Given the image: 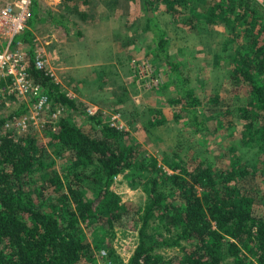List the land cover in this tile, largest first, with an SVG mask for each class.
Returning a JSON list of instances; mask_svg holds the SVG:
<instances>
[{
	"label": "trees",
	"instance_id": "16d2710c",
	"mask_svg": "<svg viewBox=\"0 0 264 264\" xmlns=\"http://www.w3.org/2000/svg\"><path fill=\"white\" fill-rule=\"evenodd\" d=\"M140 1L151 51L163 61L175 86L174 116L194 133L208 135L210 127L199 111L200 100L183 64L169 53L167 34L154 12L157 8L173 19H182L190 30L220 26L226 42L237 45L229 59L226 82L229 94L244 102L236 111L242 123L241 140L257 148L264 168V10L254 0H211L202 5H196L198 0ZM57 15L45 11L53 24L65 28V20ZM37 17V3L32 0L26 28L18 37L29 45L31 54V29ZM30 72L51 105L83 112L52 76L32 64ZM216 102L218 97L213 99ZM16 115L18 112L0 118V126ZM89 117L94 122L92 132L65 118L48 126L46 145L31 132L3 134L0 264L89 263L92 244L86 241L83 229L91 227L89 233L100 241L131 211L111 189L112 181L125 170H147L145 162L138 148L126 142L124 130ZM49 146L57 154L70 156L60 170L51 167L52 161L46 162ZM173 168L168 174L153 165L149 201L130 227L137 231V243L130 257L117 264H224L225 245L232 264H264V218L254 212L255 197L250 189L242 190L239 184L249 175L255 178L257 171L233 166L213 170L203 162L190 168L182 161ZM260 196L264 199V194ZM150 223L156 224L153 232ZM93 241L95 248L103 243ZM168 250L174 253L166 255Z\"/></svg>",
	"mask_w": 264,
	"mask_h": 264
},
{
	"label": "rangeland",
	"instance_id": "374dc122",
	"mask_svg": "<svg viewBox=\"0 0 264 264\" xmlns=\"http://www.w3.org/2000/svg\"><path fill=\"white\" fill-rule=\"evenodd\" d=\"M6 1L14 0H0V3ZM35 1L39 16L45 11L62 12L63 16L73 15L89 23L114 19L115 24L109 36L87 42L84 47L87 53H91L88 58L94 69L91 78L77 86L78 93L69 96L83 112L52 105L46 111L43 124L30 134H36L39 143L46 145L49 138L45 130L61 118L92 132L94 122L89 115H93L102 123H114L124 130L126 142L138 148L147 167L144 171L125 170L113 178L111 189L118 195L120 203L130 207L131 211L118 220L112 230L106 231L104 237L101 236L103 243L92 237L88 229L91 227L82 225L86 241L92 244L91 261L86 264H117L130 257L137 243V231L130 227L136 224L140 208L149 201V178L155 174L153 165L168 174L173 172V164L178 161L185 162L190 168L199 162L213 170L230 166L253 168L257 171L256 177L249 175L239 184L242 190L250 189V194L255 197L254 212L264 218V199L260 196L264 194V168L259 163L257 148L245 145L241 140L242 123L236 111L244 102L229 94L226 82L229 59L237 45L226 42L224 28L204 26L196 31L190 30L182 24V19H173L157 8L154 12L167 34L169 53L183 64L189 85L200 100L199 111L210 127L209 134L203 136L186 129L182 119L174 116L177 107L171 100L176 98L175 86L163 61L151 51V36L140 0ZM210 1L198 0L196 5ZM254 2L264 10V0ZM32 29L33 50H45L41 52L54 80L52 66L55 59L48 49L51 40L49 27L35 20ZM24 46L29 48L25 43ZM58 86L64 89L63 85ZM215 97L218 102L213 103ZM23 107L25 110L22 111ZM89 107L95 110L93 114L87 112ZM15 112L25 115L29 108L17 98L0 103V118ZM159 119L163 120L161 124L151 123ZM48 151L46 162L52 161L53 169L60 170L62 164L69 162L68 153L57 154L50 146ZM173 202L180 203V200L173 198ZM150 224L153 228L149 231L153 232L156 224ZM93 240L100 242L99 248H95ZM222 251L224 264H232L233 258L228 255L226 245ZM173 253V250L165 252L166 255Z\"/></svg>",
	"mask_w": 264,
	"mask_h": 264
},
{
	"label": "built area",
	"instance_id": "2783aa9c",
	"mask_svg": "<svg viewBox=\"0 0 264 264\" xmlns=\"http://www.w3.org/2000/svg\"><path fill=\"white\" fill-rule=\"evenodd\" d=\"M30 2L14 0L0 3V103L17 98L29 108L28 114L16 115L2 123L0 144L5 132L21 134L36 130L45 121L46 111L52 108L47 94L30 72L32 64L52 76L47 71V60L41 51L33 50L31 54L30 48H25L18 38L26 28ZM87 112L93 114L95 110L89 107ZM110 125L120 128L114 123Z\"/></svg>",
	"mask_w": 264,
	"mask_h": 264
},
{
	"label": "crops",
	"instance_id": "0c3cea01",
	"mask_svg": "<svg viewBox=\"0 0 264 264\" xmlns=\"http://www.w3.org/2000/svg\"><path fill=\"white\" fill-rule=\"evenodd\" d=\"M57 14L58 17L60 16L65 20V28L58 27L57 23L53 24L45 14L39 16V12L36 21H40L47 28L49 27L51 40L48 41V49L55 59L52 66L54 80L64 86V89L62 87L61 89L66 95L72 97L79 91L77 86H82V81L91 78V70L94 69V66H91L90 57L88 58L91 53H87L86 49H84L85 45L87 42L93 43L103 36L104 38L109 36L113 32L115 20L109 19L89 23L87 20H79L73 15L67 17V15L63 16L62 12ZM31 31L33 34V29ZM43 36L46 39V35L44 34ZM54 39L57 40L54 41ZM38 51L45 50L38 49Z\"/></svg>",
	"mask_w": 264,
	"mask_h": 264
}]
</instances>
